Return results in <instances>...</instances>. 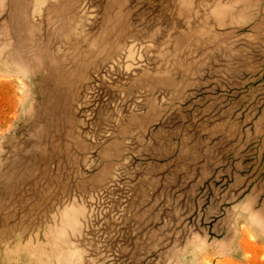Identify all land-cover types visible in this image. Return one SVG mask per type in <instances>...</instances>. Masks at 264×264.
<instances>
[{"label":"rangeland","instance_id":"1","mask_svg":"<svg viewBox=\"0 0 264 264\" xmlns=\"http://www.w3.org/2000/svg\"><path fill=\"white\" fill-rule=\"evenodd\" d=\"M0 264H264V0H0Z\"/></svg>","mask_w":264,"mask_h":264}]
</instances>
